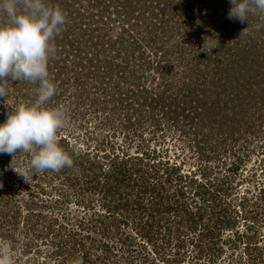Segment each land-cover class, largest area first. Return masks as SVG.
Listing matches in <instances>:
<instances>
[{"label":"rangeland","instance_id":"rangeland-1","mask_svg":"<svg viewBox=\"0 0 264 264\" xmlns=\"http://www.w3.org/2000/svg\"><path fill=\"white\" fill-rule=\"evenodd\" d=\"M221 5L211 3L202 12H196L189 24H181L186 17L176 23L168 13L165 18L162 14L155 17L146 13V18H153L152 24L153 21L160 24V19H164L166 30L173 29V34L153 32L157 38L153 46L140 36L130 38L128 43L135 39L136 44L126 48L127 80L119 87L91 75H74L71 70H67L71 80L63 82L61 76L60 79L55 75L59 66L49 71L56 92L45 106L66 113L57 136L64 139L66 144L59 145L73 163L58 171H40L25 180L17 172L29 168L30 153L0 156V241L9 243L14 264H164V258L169 257L180 258L181 264H264V116L256 114L259 105L249 111V127L243 128L242 135L231 138L230 122L222 126L208 121L190 125L183 116L174 121L163 114L167 109L157 104L155 96L145 93L155 88L153 95L166 90L162 85L156 87L159 84L156 70L170 72L166 83L176 91L184 79H189L192 68L211 77L218 60L229 62L224 53L236 46V40L242 39L244 44L247 39L254 41L264 34V15L249 13L248 22L231 20L227 16L230 6ZM66 18L70 20L67 14ZM120 26L119 22H110L105 43L123 34ZM242 26L247 35L233 32V28ZM125 36L122 35L121 41ZM108 45L99 58L120 63L117 51ZM213 45L216 46L210 49ZM121 50L124 52V48ZM69 62L65 61L67 67ZM204 81L203 76L194 81L200 94L205 89H219L218 85ZM12 82L6 81L7 95L0 97V111L13 105L14 94H19L13 90ZM17 83L24 94L28 92V104L34 102L38 83L26 80ZM120 94L122 103L116 99ZM143 95H147L146 103ZM189 99L194 104L200 101L199 97ZM145 151L154 153V164L148 165L150 175L142 177L139 169L141 173L134 172L130 178L129 171L136 170L130 165L123 181L122 176L110 180L111 172L121 169L118 164H110L106 156L119 152L142 158ZM11 160L17 172L10 167ZM168 166H176L177 172H168L173 177L178 173L182 180L173 178L168 182L167 174H155ZM207 182H212L216 194L220 192L214 203L208 195L205 203L197 196L196 191H200L197 185H208ZM141 186L147 189L138 190ZM158 193L161 200L155 199L154 203V194ZM178 194L184 208L175 202ZM159 201L167 205L157 208L163 204ZM212 205L221 217L226 216L225 221L230 220L231 229L211 222ZM198 210H203L202 223L191 229L189 215L197 214ZM148 222L155 227L154 248L138 233V230L147 232ZM208 231L215 234L219 231L218 242L199 239ZM244 236H254V244L246 246ZM164 237L171 238V245L164 246ZM102 244L111 249L106 260L102 258L105 254ZM219 248L222 251L217 253Z\"/></svg>","mask_w":264,"mask_h":264},{"label":"trees","instance_id":"trees-1","mask_svg":"<svg viewBox=\"0 0 264 264\" xmlns=\"http://www.w3.org/2000/svg\"><path fill=\"white\" fill-rule=\"evenodd\" d=\"M47 2L51 6L58 5L65 14L69 15L70 19L68 20V18H66V23L64 25L66 26V29H64L63 31L61 30V32L54 38L56 53L49 59L48 71H51L55 67L59 66L60 70L59 68H57L55 75L57 78H60L61 76L63 82L71 80L69 72H67V70H71L70 73L74 75L79 73H82L85 76L91 75L92 77H96V79L103 81V83H114L117 87H119V85L123 81L125 82L127 80L125 65L127 64V60L125 54L127 55L129 52L126 51V48L127 46H129V48L130 46L133 47V43L136 44L135 39L132 40L133 43H128L130 38L133 39L137 36H140L141 39H144L143 41H148L147 44L149 46H153L154 44L152 45V43L157 41V38L153 36V32H158L159 30H161L165 31L166 35L170 34L168 36H172L173 34V29L166 30L167 27L165 25L166 22L164 19H160V24L157 21H153L154 24H152L151 21L153 18H146V13H149L155 17L158 14H162L164 15V18L169 14V18H171L170 20L175 19L176 23H180L179 18L186 17L181 22V24H185V22L188 23L189 20L191 21L192 16L197 15L196 12H202V10L208 8L211 3H218L222 5L226 4L227 6H231L230 0H47ZM17 7L18 11L23 10L22 4H18ZM93 11L95 13H92ZM206 12L208 13L209 10H207ZM215 15L216 14H214L213 16ZM213 16H211L213 18L212 22L215 21V18ZM0 19L2 23L1 25L10 23V18L6 15V13L0 12ZM166 19H168V17ZM251 21H254V23H256V20L254 18H251ZM110 22H119V25H121L120 32L126 34L127 37L125 36V38H123V40L121 41L123 34H120L121 36L115 41L108 40L109 42L105 43L104 39L105 37H107V33L110 32V29H108V25L110 24ZM257 27L258 26H256V28ZM233 29L234 33L236 32L238 34H241L244 26ZM244 32L246 31L244 30ZM263 35L264 34H261L259 36L260 39H256L254 41H250L249 39H247L244 44L241 42L242 39L236 40V46H233L228 51H226V53H224V56H226L229 62H226V64H224L225 61L223 62V60H218V65L213 69V76L211 77H208L206 73H203L196 68H192V70L189 71V79H187L186 81L184 79L181 84V88L176 91L173 90L171 84L166 83V81L168 80L166 79V77L170 72H167V74H165L166 72L163 69L156 70L159 77L157 78L159 84L156 85V87H160L162 85V89L166 90L165 92L156 91L153 95L154 91L156 90L155 88L150 91L146 90L145 93L155 96L153 99H155L157 104H159V106L161 104V107L163 108L166 107L167 110L163 114L167 118H174L173 120L177 121L179 116H183L185 123H190V125H194L195 122L199 121L204 124L205 121H208L214 126H216L215 124H217L218 126H222L225 123L230 122L228 124V133H230V137L232 138L236 134L242 135L243 128L246 127L247 129V127H249L248 125L250 123L247 121L248 118L251 117L249 111H251V108L255 106V104L259 105V111L258 109H256V114L259 117L264 116ZM143 36H146V38ZM240 36L245 35L243 34ZM107 43H109V45ZM106 45H108L109 48L114 49V51H117V53H115L116 56L120 59V63L117 64L110 58H105L104 60L102 58H99L101 54L104 55L106 51ZM121 48H124V52L121 50ZM166 56L167 53L164 54V58ZM65 61H71L69 62L70 66L67 67ZM83 71L87 72L84 74ZM74 75L73 77H75ZM114 75L115 77L117 76L115 79ZM202 76L205 77L204 83L215 86L218 85L219 89L221 88V90L213 88L212 90L210 88L208 90L205 89L204 91L201 90L203 91L202 97V94L197 92L198 86L195 85L194 82L197 79H201ZM154 80L155 78H153L151 82H153ZM18 87L19 84L17 83V81L12 82L13 90L15 92H19V94H14L15 102L13 105L0 111V122L4 121L8 112L14 110L19 104H28V92L24 94L22 92L23 88L19 89ZM145 96L143 95V98L145 100L144 103H146V100L148 99ZM152 96L150 97L152 98ZM189 97H195L197 99L199 97L198 101L200 100L199 102L202 101V103L199 104L198 102L194 104L192 103V99L190 100ZM116 99L117 101H120L122 103V94L117 96ZM152 101L155 102L154 100ZM32 102L33 101H31V103ZM182 104L189 105L185 107ZM238 139L239 137L236 140ZM61 143H65L64 139L62 138L58 139V144ZM153 154V152L145 151L142 154V158H139L129 157L128 154H120L119 152H117L113 153L112 156H106V158L109 159L110 164L113 163L114 166L118 164L120 166L119 169H121L117 172L116 170L112 171L111 176L109 175L110 180H116V178L122 176L123 181L125 179L124 172L131 169L128 168L130 167V165H132V167H136V170L132 169L129 171L131 172L130 174L128 173V175H130V178L132 177L134 172L141 173L139 169H142V177L146 176L145 174L150 175L148 165L154 164V162L152 163ZM2 155H7V153L0 154V156ZM143 156H145V158H143ZM158 163L160 164V162ZM168 167L169 168L165 167V169L161 170L158 169L155 174H158L159 172H163L165 173V175L167 174L168 182H172L173 178H175L176 180H182V176L178 173H176L177 175L173 177L171 176L172 174L170 175V173L168 172L169 170H172V173L177 172L178 168H176V166ZM207 183L208 185H197L200 188V191L203 192L201 193L200 191H196L197 196L203 203H205L206 195H208V197L211 198L214 203L216 199H218V195H220V192L218 190V194H216V192H214L216 191V188H212V182ZM144 188L146 190L147 186H141L138 188V190H144ZM228 189L229 188L223 190V196L226 195ZM154 196V203L156 202L155 199L161 200V196L159 195V193L154 194ZM177 196L179 199H176V204H180V206L184 208L183 202H181L183 200L180 199L181 196H179V194ZM159 202L163 203L162 201ZM163 205L167 204H160L157 208H161V206ZM124 208L128 209L127 206ZM211 208L213 212L212 217H214L212 218L211 222L216 221L221 226L231 229L233 224H231L230 220L225 221L227 220L226 216L221 217L220 213L216 212V207L214 205H212ZM215 216H217L216 219ZM202 218L203 210H198L197 214H190L188 219L190 224H188V227H190L191 229L195 228L197 224L202 223ZM146 226L148 227L147 232L138 230V233L143 239H145L148 244L150 243L151 247L154 248L157 245V242L154 240L155 227L153 226V223L149 222L145 224V227ZM217 233L218 234L208 231L201 234L199 239H208L211 242H218V238H220L219 231H217ZM76 235L77 234H74V236ZM176 235V238L179 239V232H177ZM242 238V240L244 241L243 243H245L246 246H248L249 244H254L252 242L254 236H244ZM86 239H91V237L86 236ZM163 242L164 246H169L171 245V238L164 237ZM255 245L257 250H260V248L257 247V244ZM102 248L105 251V254H103L102 258L106 260V258L109 257L111 249L105 244H102ZM247 249H249V247H247ZM215 251L217 252L216 249ZM221 251V248H219L217 253H220ZM182 262L183 261L178 257H169L166 259L164 258L163 261L164 264H181Z\"/></svg>","mask_w":264,"mask_h":264},{"label":"clouds","instance_id":"clouds-1","mask_svg":"<svg viewBox=\"0 0 264 264\" xmlns=\"http://www.w3.org/2000/svg\"><path fill=\"white\" fill-rule=\"evenodd\" d=\"M230 5L227 16L231 20L248 22L249 13L264 15V0H230ZM0 12L10 18V23L0 25V97L7 95L8 80L38 83L34 102L19 104L0 122V154H31L27 170L15 171V162L10 161V167L26 180L40 171H58L73 163L58 144L57 130L64 125L66 113L45 106L56 92L48 62L56 53L54 38L65 25L66 14L47 0H0ZM0 264H14L5 241H0Z\"/></svg>","mask_w":264,"mask_h":264}]
</instances>
